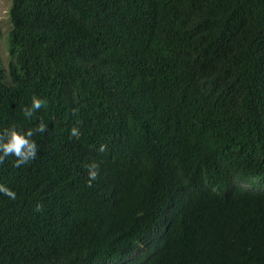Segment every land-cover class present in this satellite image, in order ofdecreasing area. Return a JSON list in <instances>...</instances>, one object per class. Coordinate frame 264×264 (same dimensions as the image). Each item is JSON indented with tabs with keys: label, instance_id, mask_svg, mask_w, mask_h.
I'll list each match as a JSON object with an SVG mask.
<instances>
[{
	"label": "trees",
	"instance_id": "1",
	"mask_svg": "<svg viewBox=\"0 0 264 264\" xmlns=\"http://www.w3.org/2000/svg\"><path fill=\"white\" fill-rule=\"evenodd\" d=\"M9 16L0 130L48 128L36 158L0 162L17 192H0V264H264V0H12Z\"/></svg>",
	"mask_w": 264,
	"mask_h": 264
},
{
	"label": "clouds",
	"instance_id": "2",
	"mask_svg": "<svg viewBox=\"0 0 264 264\" xmlns=\"http://www.w3.org/2000/svg\"><path fill=\"white\" fill-rule=\"evenodd\" d=\"M46 103V99L34 95L31 104L23 107L25 117L31 118L34 112ZM47 128L48 124L41 120L35 128L24 129L23 127H18L13 124L8 128L0 130V162H3L10 154H14L17 157L15 165L19 167L20 165L36 158L40 146L37 140L34 139V135L36 132H45ZM80 134V128L74 125L71 128V135L79 137ZM106 148V144H101L100 151H104ZM87 167L89 169L88 183L91 184L99 174L100 164L98 161L93 160L87 165ZM0 192H3L12 199H15L17 196V192L4 183H0ZM35 208L37 211H41L44 208L43 202L38 201Z\"/></svg>",
	"mask_w": 264,
	"mask_h": 264
},
{
	"label": "rangeland",
	"instance_id": "3",
	"mask_svg": "<svg viewBox=\"0 0 264 264\" xmlns=\"http://www.w3.org/2000/svg\"><path fill=\"white\" fill-rule=\"evenodd\" d=\"M12 0H0V25L2 26L3 32L0 37V55L6 66L9 65L10 55L8 51L9 39H10V28L12 29L9 16V9Z\"/></svg>",
	"mask_w": 264,
	"mask_h": 264
},
{
	"label": "bare ground",
	"instance_id": "4",
	"mask_svg": "<svg viewBox=\"0 0 264 264\" xmlns=\"http://www.w3.org/2000/svg\"><path fill=\"white\" fill-rule=\"evenodd\" d=\"M203 60V59H202ZM160 63V62H159ZM221 67V66H220ZM153 84V83H152ZM188 91V90H187ZM191 94V93H190ZM176 100V99H175ZM183 101V100H182ZM174 102V101H173ZM176 103V102H175ZM203 112V111H202ZM138 115V114H137ZM207 116V115H206ZM194 121V120H193ZM153 123V122H152ZM164 123V122H163ZM125 127V126H124ZM212 131V130H211ZM181 132V131H180ZM212 133V132H211ZM118 134V133H117ZM183 135V134H182ZM209 137V136H208ZM139 139V138H138ZM182 141V140H181ZM201 141V140H200ZM123 142V141H122ZM183 142V141H182ZM142 157V156H141ZM187 158V157H186ZM87 160V159H86ZM153 162V161H152ZM173 163V162H172ZM185 163V162H184ZM153 164V163H152ZM197 164V163H196ZM169 165V164H168ZM150 167V166H149ZM193 167V166H192ZM189 169V167H188ZM185 170V169H184ZM182 173V172H181ZM163 174V173H162ZM215 177V176H214ZM166 178V177H165ZM210 178V177H209ZM221 178V177H220ZM218 179V178H217ZM226 179V178H225ZM173 181V180H172ZM171 183V182H170ZM157 187V186H156ZM170 188V187H169ZM248 189V188H247ZM249 190V189H248ZM207 194V193H206ZM212 196V195H211ZM231 197V196H229ZM190 210V209H189ZM183 212V211H182ZM200 212V211H199ZM181 214V213H180ZM206 214V213H205ZM178 215V214H177ZM174 227V226H173ZM113 230V229H112ZM112 232V231H111ZM222 239V238H221Z\"/></svg>",
	"mask_w": 264,
	"mask_h": 264
}]
</instances>
